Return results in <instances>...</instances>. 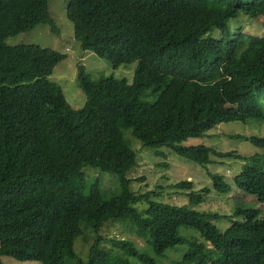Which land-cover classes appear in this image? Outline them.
<instances>
[{"label":"trees","instance_id":"16d2710c","mask_svg":"<svg viewBox=\"0 0 264 264\" xmlns=\"http://www.w3.org/2000/svg\"><path fill=\"white\" fill-rule=\"evenodd\" d=\"M49 1L0 0V264L3 257L42 264H131V258L156 264L180 245H188V252L179 264H264L260 211L207 216L157 203L155 192L137 195L129 176L136 152L126 138L130 130L143 146L167 147L201 166L211 163V155L243 158L183 142L222 123L264 122V39L232 34L229 26L241 13L264 20V0H68L75 41L84 51L115 69L137 62L132 83L95 81L79 65L86 96L81 109L49 79L66 54L7 44L42 25L59 33ZM213 30L219 39L211 37ZM147 95L154 101L142 99ZM230 137L264 148V138ZM85 168L114 175L115 195H103L100 175L88 184ZM210 177L214 192H231L224 176ZM113 181L112 189L105 185L110 192L116 190ZM234 183L264 204V170L247 164ZM174 188L191 192L190 206L202 205L211 193L194 191L192 181ZM140 205L146 209L139 211ZM206 218L242 220L230 234ZM110 222L131 224L152 255L127 239L113 238L105 246L100 233ZM182 229L197 231L204 242L183 236ZM87 232L96 238L85 261L75 243H89Z\"/></svg>","mask_w":264,"mask_h":264},{"label":"rangeland","instance_id":"374dc122","mask_svg":"<svg viewBox=\"0 0 264 264\" xmlns=\"http://www.w3.org/2000/svg\"><path fill=\"white\" fill-rule=\"evenodd\" d=\"M246 4L252 0H243ZM68 0H50L49 11L53 18L59 33H54L49 26H38L30 33L7 40L10 46L17 45H36L43 48H49L57 52L66 54L68 58L59 63L54 69L53 74L49 77L51 81L58 82L63 86L69 104L74 109H81L86 104V96L81 90L80 81L78 80V67L83 65L86 72L93 80L98 81L105 77H114L117 80L127 79L132 83L137 70V62L124 65L118 69L112 67L111 63L98 57L95 53L84 51L81 45L75 41L74 25L68 18L69 13ZM232 34L242 33L246 36L264 39V20L251 19L243 13L235 20L229 22ZM214 39H219L220 34L217 30L210 33ZM145 101H154L153 96H145ZM264 105V98L261 99ZM204 137H193L183 142L185 146L205 145L215 149L218 152H235L243 158L236 157H217L210 156L211 163L201 166L197 163L188 161L178 156L167 147L148 148L141 144L136 138L132 137L131 131L126 130V138L132 144L136 152L137 165L129 174L133 180L132 189L137 195L148 192H155L159 197L155 202L162 203L172 207L189 206L190 209L201 214L211 216H234L238 209H255L260 211L261 219H264V204L258 203L256 198L238 190L235 186L234 179L243 167L247 164L256 165L264 170V148L256 147L253 144L231 138L230 136L240 135L247 137L264 138V122L251 119L247 123L231 122L222 123L212 128ZM159 153L161 155H156ZM165 155V157L163 156ZM245 158V159H244ZM167 164V166H164ZM86 179L88 184L92 183L96 175H100L102 181V193L105 197L115 195L118 183L116 177L109 173H101L92 168H85ZM218 174L224 176L225 181L231 186L229 194H217L214 192L210 175ZM143 178L142 180H140ZM113 179L116 183L115 191H108L106 188L113 186ZM182 181H192L194 191L203 189L211 190L210 195L204 203L199 206H190L187 197L191 192L174 188L177 183ZM106 185V186H105ZM109 192V193H107ZM139 211L146 209L145 205L137 208ZM222 232L236 233L237 221L242 219H212L206 218ZM101 236L105 239L104 245L110 247L107 242L110 239H127L135 243V246L148 254L152 255L150 248L145 242L135 234V228L129 223L110 222L107 223ZM181 234L187 238H195L200 241L201 238L197 231L182 229ZM89 243L83 239H77L75 243L76 252L79 253L83 260H87L89 247L96 236L87 232ZM188 252V245H180L166 252L163 258H156V264H179L184 255ZM131 264H142L136 258L130 259ZM2 264H42L38 261L20 262L10 257H4Z\"/></svg>","mask_w":264,"mask_h":264},{"label":"crops","instance_id":"0c3cea01","mask_svg":"<svg viewBox=\"0 0 264 264\" xmlns=\"http://www.w3.org/2000/svg\"><path fill=\"white\" fill-rule=\"evenodd\" d=\"M4 258V257H3Z\"/></svg>","mask_w":264,"mask_h":264}]
</instances>
